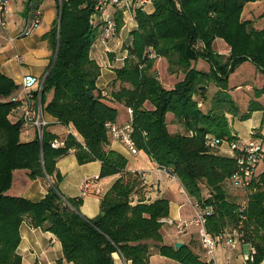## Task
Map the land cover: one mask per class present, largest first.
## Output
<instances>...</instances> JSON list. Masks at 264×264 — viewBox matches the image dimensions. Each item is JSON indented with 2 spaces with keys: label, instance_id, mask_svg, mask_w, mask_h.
I'll return each instance as SVG.
<instances>
[{
  "label": "trees",
  "instance_id": "16d2710c",
  "mask_svg": "<svg viewBox=\"0 0 264 264\" xmlns=\"http://www.w3.org/2000/svg\"><path fill=\"white\" fill-rule=\"evenodd\" d=\"M255 1L152 0L151 11L137 8L124 41L123 64L114 69L118 88L102 95L95 86L99 67L89 56L97 33L101 34L93 21L94 0H60L52 61L39 98L36 91L31 93L42 111L75 133L61 138L64 146L58 148L51 141L60 137L45 128L41 137L36 134L21 141V120L9 119L20 102L18 85L0 72V264H21L17 247L22 222L54 234L64 259L73 264H116L113 253L131 264H147L153 249L182 264H204L185 245L176 248L161 243L160 219L169 214V200L145 201L140 194L141 173L126 170L127 159L109 147L111 138L104 123L117 116L109 101L131 109L137 149L176 175L201 207L210 208L205 223L208 232L217 235L234 230L238 242L254 248L252 264L264 260V167L258 171L264 161L246 189L241 188L246 191L244 199L232 200L224 183L237 188L230 181L238 169L236 158L218 154L219 143L208 144L209 138L238 143L227 120L228 113L237 112L229 92V74L244 61L264 74V27L256 29L251 20L242 18L244 5ZM28 7L34 10L38 3L29 0ZM119 18L117 29L122 25ZM216 38L228 45L226 57L212 50ZM149 48L154 58L148 56ZM159 56L167 60L170 72L184 74L171 88H164L151 71ZM199 59L208 64V70L192 64ZM208 81L218 87L210 99L202 86ZM49 92L52 95L46 101ZM253 92L255 98L264 97V85L254 87ZM255 98L241 118L254 110L264 111ZM145 101L154 109L142 108ZM169 112L184 132L168 131L165 116ZM254 135L264 140V135ZM70 150L79 164L100 161L98 177L117 175L95 217L82 215L80 199L64 197L58 190L62 176L56 161ZM16 169H27L30 179L48 176L50 185L43 198L32 201L6 193ZM202 188L208 196H202Z\"/></svg>",
  "mask_w": 264,
  "mask_h": 264
},
{
  "label": "crops",
  "instance_id": "0c3cea01",
  "mask_svg": "<svg viewBox=\"0 0 264 264\" xmlns=\"http://www.w3.org/2000/svg\"><path fill=\"white\" fill-rule=\"evenodd\" d=\"M33 2H37L40 8V24L27 35L17 36L22 30L29 12H32V9L28 7L29 0H8L3 12L6 26L0 35V72L13 79L18 85V89L22 76L27 73L36 75L41 79V84L43 83V77L52 61V45L57 37V34H54L57 24L56 13L58 10L56 1L33 0ZM132 24L122 29L120 31L121 33L117 36L121 51L125 49L124 41L127 39L126 34L129 32V27ZM215 41H217L216 45L218 49L224 46L226 48L225 52L229 50L228 45L223 40L216 38ZM89 56L99 67V75L95 81L96 90H100L102 95L105 93L108 95L110 91L116 90L119 84L114 83V37L104 40L102 34L98 32L92 43ZM192 64L202 70L209 69L208 64L201 59ZM241 65H250L252 67V71L250 70L252 74L250 77L252 87L261 88L264 85V74L259 72L249 61ZM115 67H118V65ZM229 79L231 78L229 77ZM248 86L250 87L249 89H253L251 85ZM234 91H237V89H232L230 93ZM51 95L52 92L47 94L46 101L50 100ZM243 95L245 101H247L244 107L247 108L248 101L255 97L254 95L250 97L248 93H244ZM255 99L261 104L260 101L264 97L260 96ZM109 104L117 109L115 119L117 123H124L130 119V113L127 107L117 102L114 103L113 101H109ZM13 112L9 116V119L14 122L20 119V113L19 111ZM42 116L47 121L44 128L57 135V137L64 138L69 132H74L69 126L57 122L55 117L47 112L42 111ZM262 117H264V111L254 110L249 114L247 119L234 117L229 121L230 131L237 134V141L240 145L252 137H257L254 133L251 135V130L253 128L257 129L260 122H264L262 121ZM167 118L171 122L168 124L169 131H171L170 127H175L174 132L171 133L177 132L180 128L183 129L175 121L172 113L169 112ZM235 126L237 130L234 129ZM262 126L264 125H261V128ZM255 133L259 134L261 131L258 133L255 130ZM36 134L37 130L34 127L24 126L20 131V140L29 141ZM109 147L127 159L126 170L141 173L142 183L140 194L144 197L145 201L151 202L161 197L167 198L169 200L168 216L172 218H189L193 214L192 206L187 203L186 197L178 191L179 180H174L143 150L139 149L138 152L131 153L118 140H111ZM229 151V147L223 144L218 149V154L230 156ZM56 167L62 176L58 182L60 194L64 197L79 198V212L88 218L95 217L99 213L102 196L117 179V175L98 177L101 167L100 161L93 160L79 164L72 150L57 159ZM258 169L261 170L260 166ZM87 179L92 180L94 192L82 195V186ZM49 185L50 180L48 176L30 179L27 169H16L13 172L11 185L6 193L13 196L25 197L32 201H38L43 198ZM229 190L228 192L232 194V197H236L237 201L242 199L239 197L241 196L239 189L231 187L230 185ZM205 193V196H208L207 189H205ZM136 198L137 195H135ZM19 233L20 242L17 247V253L21 256V264H73L64 259L61 243L51 232L31 227L27 222H22L19 227ZM161 234L162 244L174 245L175 242H182V245L187 246L190 251L198 256L199 260L204 261V253L195 228H190L184 234L177 235L171 226L162 224ZM229 237H236L234 230H225L222 237L217 241L215 248L216 260L221 264H247L244 255L249 252V245L247 243L236 242L234 246H231L228 241ZM113 257L116 264H131L130 261H125L118 253H113ZM147 264L182 263L170 257L163 256L156 249H153ZM259 264H264V260Z\"/></svg>",
  "mask_w": 264,
  "mask_h": 264
},
{
  "label": "built area",
  "instance_id": "2783aa9c",
  "mask_svg": "<svg viewBox=\"0 0 264 264\" xmlns=\"http://www.w3.org/2000/svg\"><path fill=\"white\" fill-rule=\"evenodd\" d=\"M8 0H0V35L5 29L6 21L3 16L4 9L7 5ZM137 8H141L145 11H151L152 0H94V17L93 21L99 25L103 39L113 38L114 35L118 36L116 14L122 12L128 14L132 23L134 22V12ZM115 10V13H114ZM40 8L29 12L28 18L17 36H24L31 33L40 24ZM12 39V38H10ZM148 56L150 58L155 57V53L152 48L148 49ZM126 54L122 59H124ZM41 79L36 75L27 73L24 74L19 84V97L20 102L12 109L13 111H19L20 120L22 126H32L37 130V135L41 137L42 130L47 124V121L42 116V108L40 102H34L32 98V90L36 91L37 98H39L41 91ZM129 113L131 109L128 108ZM105 129L109 134L111 140L120 141L124 147H126L131 153L138 152L135 146L132 132L133 127L131 124V117L124 123H117L116 121L108 120L104 123ZM72 133V132H69ZM74 134V133H72ZM253 134V133H251ZM227 140L222 141L209 138L208 144L215 146ZM221 142V143H220ZM53 148L64 146V140L61 138H54L51 141ZM230 156L236 158L238 169L234 172L231 177V183L239 188L246 189L250 184L252 178L256 175L258 165L264 161V140L257 137H252L248 141L238 144L235 140L229 143ZM170 175L174 180H178L176 175L169 172L166 168L161 167ZM180 182V181H179ZM178 191L186 197L187 202L193 208V214L189 218H172L169 216L160 219V222L171 226L174 233L177 235L184 234L190 228H195L199 243L204 253V264H221L215 258V248L217 241L222 237L223 234L212 235L206 228V214L209 213L210 208L201 207L197 200L190 198L184 186L179 183ZM94 192L92 187V180L87 179L84 181L82 186V195H86ZM236 234V233H235ZM229 244L234 246L237 239L229 237ZM249 245V252L244 255V259L247 264H252L254 248Z\"/></svg>",
  "mask_w": 264,
  "mask_h": 264
},
{
  "label": "rangeland",
  "instance_id": "374dc122",
  "mask_svg": "<svg viewBox=\"0 0 264 264\" xmlns=\"http://www.w3.org/2000/svg\"><path fill=\"white\" fill-rule=\"evenodd\" d=\"M59 3H60V0H56V4L58 5ZM57 11L59 12V8H58ZM114 13H115V10H114ZM117 15H119V17H120L119 19L122 22V25L119 27V29H117L118 34H119V33H121L120 31L122 29H125L129 24H132V20H130L128 14H124L122 12H118L116 14V17H117ZM242 18L243 19L248 18L246 20H251L253 27L256 28V29H261L262 27H264V0H258V1H255V2H247L244 5V8L242 10ZM128 34L129 33H127L126 35H128ZM117 40H119L117 35L116 36L114 35V69L115 68H119V65H120V67L122 66L123 60H124L122 58L124 57V55L126 53L125 49H123L122 51L119 49L120 45H119V41H117ZM215 40L213 41V44H212V50L217 52V53H220L224 57H226L229 54V50L227 52H225L226 48L224 46H221V48L218 49L217 45H216L217 41H215ZM244 62H246V61H244ZM244 62H242L241 64H243ZM241 64H239L234 69V71H232L229 74V77L231 79L228 78V86L230 88L229 92L232 89H237V91H234V92L230 93V96H231V98L234 101V104L236 106L237 112H236L235 115H233L232 113H228L227 114L228 122L231 119H233L234 117H237L238 119H244V118H241L240 116L242 114L247 113L248 111H247V108L244 107L247 101H245V97H243L244 96L243 94L244 93L245 94L248 93L250 97H251V95H254L253 94L254 93L253 89H249L250 87L248 86V85H251V88H253L252 87V81L250 80V77L252 75L251 74L252 67L250 65H243L242 66ZM117 65H118V67H115ZM169 70L170 69L168 68V62H167V60L164 57L159 56V57L155 58V61H154L153 66L151 68V71L153 72L154 75L157 76V78L159 79V81L161 82V84L163 85L164 88H171L177 81H180L184 77V74L182 73V71H181V73H182V75H181V73H179V71H175L176 73L174 74V72H170ZM167 73L168 74H172V75L168 76ZM202 86L206 90L205 97L208 98V99H210L212 97V95L214 94V92L218 89V87L215 85V83L213 81H208L207 83L203 84ZM252 98H253V96H252ZM260 102H261V104H264V99H261ZM248 103H249V101H248ZM142 108H144L146 110H152V109H154V106L149 101H145L143 103V105H142ZM167 114L165 116V121L167 123L166 125H167V128H168V124L171 123V122L168 120ZM130 117H131V113H130ZM262 121H264V117H262ZM261 125H264V122H260V124L257 126V129L253 128L251 130L252 133H254L255 130H257L258 133L261 131L262 135H264V126H262V128H261ZM174 128L175 127L172 126V128L170 127L171 131H169V129H168V131L170 133L174 132ZM234 129L237 130L236 126L234 127ZM177 132H181L182 133V132H184V130L182 128H180V129H178ZM261 133H259V134L261 135ZM230 142L231 141H226V142L222 143L221 145L226 144L229 147V143ZM261 167H264V165H260V168ZM258 171H259V169H258ZM256 176H257V173H256L255 177ZM230 185H231L230 182L224 183V189L226 190L229 198H231L232 200H237L236 197H232L231 196L232 194L228 192V191H230L229 190ZM237 189L240 190L241 196H239V197L244 199V195L246 194V191L242 190L239 187H237ZM205 194H206L205 193V189L202 188V196L205 197ZM190 198H192V196H190ZM192 199H194V198H192ZM187 203H189V202H187ZM241 204H243V203H241Z\"/></svg>",
  "mask_w": 264,
  "mask_h": 264
},
{
  "label": "water",
  "instance_id": "95a60500",
  "mask_svg": "<svg viewBox=\"0 0 264 264\" xmlns=\"http://www.w3.org/2000/svg\"><path fill=\"white\" fill-rule=\"evenodd\" d=\"M56 52H57V49L55 50V54H54V55H56ZM44 78H45V75H44L43 79H44ZM42 82H43V80H42ZM182 244H183L182 242H175V243H174V246H175L176 248H179Z\"/></svg>",
  "mask_w": 264,
  "mask_h": 264
}]
</instances>
